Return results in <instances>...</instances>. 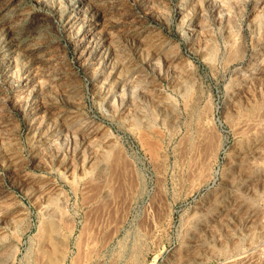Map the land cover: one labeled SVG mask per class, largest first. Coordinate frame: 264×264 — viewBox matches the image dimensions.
Returning a JSON list of instances; mask_svg holds the SVG:
<instances>
[{
  "label": "rangeland",
  "instance_id": "1",
  "mask_svg": "<svg viewBox=\"0 0 264 264\" xmlns=\"http://www.w3.org/2000/svg\"><path fill=\"white\" fill-rule=\"evenodd\" d=\"M0 264H264V0H0Z\"/></svg>",
  "mask_w": 264,
  "mask_h": 264
},
{
  "label": "bare ground",
  "instance_id": "2",
  "mask_svg": "<svg viewBox=\"0 0 264 264\" xmlns=\"http://www.w3.org/2000/svg\"><path fill=\"white\" fill-rule=\"evenodd\" d=\"M51 224V223H50ZM47 225V224H46ZM48 226V225H47ZM50 226V225H49ZM53 226V225H52ZM56 226V225H55ZM55 226H53V227H55ZM52 229V228H51ZM49 230V229H48ZM47 230V231H48ZM48 232H50V231H48ZM51 232L53 233V230H51ZM52 235V234H51ZM238 258V257H237ZM240 258V257H239ZM241 259V258H240ZM236 261V260H235Z\"/></svg>",
  "mask_w": 264,
  "mask_h": 264
}]
</instances>
